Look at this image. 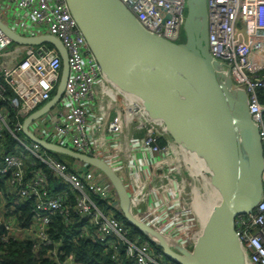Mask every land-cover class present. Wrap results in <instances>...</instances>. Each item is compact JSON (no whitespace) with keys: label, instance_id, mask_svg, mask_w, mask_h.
Wrapping results in <instances>:
<instances>
[{"label":"built area","instance_id":"2783aa9c","mask_svg":"<svg viewBox=\"0 0 264 264\" xmlns=\"http://www.w3.org/2000/svg\"><path fill=\"white\" fill-rule=\"evenodd\" d=\"M120 1L147 30L178 42L187 0ZM206 8L210 55L246 91L264 146V105L258 100L264 88V0H206ZM0 20L21 36L52 34L67 51L64 90L28 130L107 162L121 176L134 214L170 245L191 250L208 215L186 177L176 176L196 160L201 177L214 178L201 152L183 154L167 134L159 143L165 128L146 102L108 79L67 0H0ZM61 67L51 44L15 42L0 29V244L30 243L35 263L97 264L96 257L99 264H174L147 237L128 236L118 195L103 172L81 160L60 161L22 132L25 117L53 97ZM262 184L257 204L235 217L246 264H264V170ZM22 205L29 207L25 222L16 215ZM81 243L92 245L94 257L82 260L76 253Z\"/></svg>","mask_w":264,"mask_h":264},{"label":"water","instance_id":"95a60500","mask_svg":"<svg viewBox=\"0 0 264 264\" xmlns=\"http://www.w3.org/2000/svg\"><path fill=\"white\" fill-rule=\"evenodd\" d=\"M106 76L147 103L178 143L199 150L214 174L218 199L191 250L174 247L156 228L139 219L121 176L97 156L36 137L29 122L61 96L69 72L62 41L52 34L21 36L0 20L13 41L49 43L62 60L53 97L23 120L22 132L47 150L88 163L105 174L116 190L126 222L177 264H245L235 232V217L258 202L262 190V135L248 111L246 91L236 88L222 62L207 46L206 0H187L185 40L173 42L142 26L120 0H67Z\"/></svg>","mask_w":264,"mask_h":264},{"label":"trees","instance_id":"16d2710c","mask_svg":"<svg viewBox=\"0 0 264 264\" xmlns=\"http://www.w3.org/2000/svg\"><path fill=\"white\" fill-rule=\"evenodd\" d=\"M262 74L264 76V70L262 71ZM258 100L259 102L264 105V88H261L258 90ZM263 118H264V112H263ZM160 123V121H158ZM141 134V133H139ZM143 134V133H142ZM170 135L165 129L163 131V134L158 138V141L160 144H163L164 135ZM57 159L60 161H64L67 163L72 162V158H70L67 155L64 154H53ZM28 205H22L20 207L16 208V215L18 218L22 221H26V217L28 215ZM117 216L121 217L120 214H116ZM129 228L128 236L133 237L134 235L138 236L140 240H145L146 236H144L142 233H140L136 227L128 224ZM153 249L157 252L160 251L159 248L151 244ZM92 245H87L86 243H81L80 246L77 247V254L80 255L83 261L89 260L93 256L91 253ZM164 257V256H163ZM165 258V257H164ZM97 261L98 259L95 257L93 261ZM0 264H54L47 260H42L39 263H35L34 261V254L31 251V244L28 242H22V243H4L0 244ZM96 264V262H95ZM174 264H177L174 262Z\"/></svg>","mask_w":264,"mask_h":264},{"label":"crops","instance_id":"0c3cea01","mask_svg":"<svg viewBox=\"0 0 264 264\" xmlns=\"http://www.w3.org/2000/svg\"><path fill=\"white\" fill-rule=\"evenodd\" d=\"M177 145L179 146L183 154H187L189 149H191V147H188L187 145L184 144L177 143ZM191 162H195V161L191 160ZM189 168H191L193 172L188 173ZM203 172L205 173V171ZM180 176L186 177L187 189L193 188L196 194L198 195V198L202 205L203 212H206L208 206L209 209L211 210L218 199V192L214 178L211 179V177L208 175H206V178L205 176L201 177V172L198 170L197 165L194 166L193 168L192 163H190V161L186 163L185 169L182 168V170L177 174L176 176L177 179H180L181 178ZM154 194L158 197L162 195V192H160L159 190H154Z\"/></svg>","mask_w":264,"mask_h":264},{"label":"rangeland","instance_id":"374dc122","mask_svg":"<svg viewBox=\"0 0 264 264\" xmlns=\"http://www.w3.org/2000/svg\"><path fill=\"white\" fill-rule=\"evenodd\" d=\"M184 40H185V33H184V30H183V26H182V29H181V32H180V35H179V38H178V42H183ZM189 172H193L191 168H189L188 173ZM209 211H210V209H209V206H208L207 210H206V214L207 215H208ZM189 249H192V247H189Z\"/></svg>","mask_w":264,"mask_h":264},{"label":"bare ground","instance_id":"6f19581e","mask_svg":"<svg viewBox=\"0 0 264 264\" xmlns=\"http://www.w3.org/2000/svg\"><path fill=\"white\" fill-rule=\"evenodd\" d=\"M190 161V160H189ZM195 162H191L190 161V163H192V167L194 168V166H196L197 165V168H198V170H201V167H200V165L197 163V161L196 160H194ZM194 164V165H193ZM246 264V263H245Z\"/></svg>","mask_w":264,"mask_h":264}]
</instances>
